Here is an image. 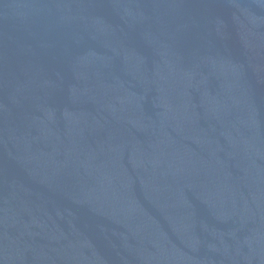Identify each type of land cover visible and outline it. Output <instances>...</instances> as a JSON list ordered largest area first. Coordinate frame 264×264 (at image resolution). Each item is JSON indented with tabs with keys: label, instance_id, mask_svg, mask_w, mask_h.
<instances>
[{
	"label": "water",
	"instance_id": "95a60500",
	"mask_svg": "<svg viewBox=\"0 0 264 264\" xmlns=\"http://www.w3.org/2000/svg\"><path fill=\"white\" fill-rule=\"evenodd\" d=\"M0 264H264V0H0Z\"/></svg>",
	"mask_w": 264,
	"mask_h": 264
}]
</instances>
